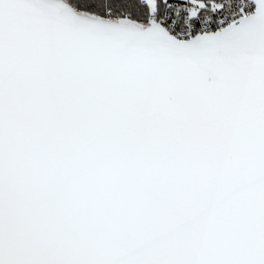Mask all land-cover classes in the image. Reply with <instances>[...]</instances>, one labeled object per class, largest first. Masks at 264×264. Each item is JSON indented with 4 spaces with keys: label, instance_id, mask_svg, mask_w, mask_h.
Listing matches in <instances>:
<instances>
[{
    "label": "snow or ice",
    "instance_id": "snow-or-ice-1",
    "mask_svg": "<svg viewBox=\"0 0 264 264\" xmlns=\"http://www.w3.org/2000/svg\"><path fill=\"white\" fill-rule=\"evenodd\" d=\"M0 264H264V0H0Z\"/></svg>",
    "mask_w": 264,
    "mask_h": 264
}]
</instances>
